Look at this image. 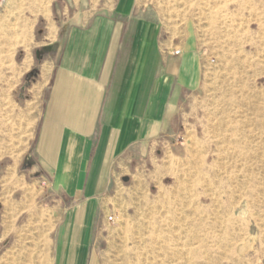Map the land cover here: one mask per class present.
I'll list each match as a JSON object with an SVG mask.
<instances>
[{
	"label": "rangeland",
	"instance_id": "rangeland-1",
	"mask_svg": "<svg viewBox=\"0 0 264 264\" xmlns=\"http://www.w3.org/2000/svg\"><path fill=\"white\" fill-rule=\"evenodd\" d=\"M52 1L0 0V264L57 259L65 207L49 201L50 181L16 170L37 116L35 43ZM135 3L150 9L135 21L194 57L197 79L98 217L86 264H264V0Z\"/></svg>",
	"mask_w": 264,
	"mask_h": 264
},
{
	"label": "crops",
	"instance_id": "crops-1",
	"mask_svg": "<svg viewBox=\"0 0 264 264\" xmlns=\"http://www.w3.org/2000/svg\"><path fill=\"white\" fill-rule=\"evenodd\" d=\"M51 4L35 43L37 116L16 170L50 181L49 201L65 207L55 264H86L98 217L138 172L145 145L173 126L198 63L159 42L155 24L135 21L150 14L135 0Z\"/></svg>",
	"mask_w": 264,
	"mask_h": 264
},
{
	"label": "bare ground",
	"instance_id": "bare-ground-1",
	"mask_svg": "<svg viewBox=\"0 0 264 264\" xmlns=\"http://www.w3.org/2000/svg\"><path fill=\"white\" fill-rule=\"evenodd\" d=\"M43 5H45L44 3H43ZM42 5V6H43ZM47 5V4H46ZM45 5V6H46ZM45 6H43V8L45 7ZM46 8H47V6H46ZM0 23H2V22H0ZM5 23V22H4ZM3 24V23H2ZM1 26V25H0ZM6 26V25H5ZM26 33H27V28H26V26H24L23 25V27L22 26H20V28L19 29H15V30H13V31H11V34H13L14 36H13V38L15 39V44H20L23 40H22V38L23 37H25V35H26ZM9 55V54H8ZM4 56V55H3ZM7 58H8V56H7ZM26 66H27V63H26ZM28 70V69H27ZM22 71V70H21ZM15 76V75H14ZM260 108V107H259ZM253 113V112H252ZM256 114V113H255ZM243 127V126H242ZM251 134V133H250ZM244 135V134H243ZM263 139V138H262ZM262 143V142H261ZM249 145V144H248ZM257 151V150H256ZM262 160V159H261ZM240 165H241V163H240ZM257 168V167H256ZM254 169V168H253ZM259 170V169H258ZM250 171V170H249ZM251 172V171H250ZM264 172V171H263ZM257 174V173H256ZM194 178V177H193ZM233 179H235V178H233ZM237 180V179H236ZM221 181V180H220ZM232 185H233V182H232ZM192 188V187H191ZM219 212V211H218ZM178 254V253H177ZM33 264H42L41 263V261H40V258H39V256H38V260L35 262V263H33Z\"/></svg>",
	"mask_w": 264,
	"mask_h": 264
},
{
	"label": "built area",
	"instance_id": "built-area-1",
	"mask_svg": "<svg viewBox=\"0 0 264 264\" xmlns=\"http://www.w3.org/2000/svg\"><path fill=\"white\" fill-rule=\"evenodd\" d=\"M181 53H182V50H180V49H175V51H174V55H176V56L180 55ZM51 186H52V184H51ZM108 221L114 222V216L113 215L108 216Z\"/></svg>",
	"mask_w": 264,
	"mask_h": 264
}]
</instances>
